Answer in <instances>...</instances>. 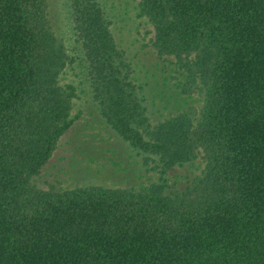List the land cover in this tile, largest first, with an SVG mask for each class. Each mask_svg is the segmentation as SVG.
Masks as SVG:
<instances>
[{"label": "trees", "instance_id": "obj_1", "mask_svg": "<svg viewBox=\"0 0 264 264\" xmlns=\"http://www.w3.org/2000/svg\"><path fill=\"white\" fill-rule=\"evenodd\" d=\"M46 1L0 0V264H264V0H137L183 103L160 118L102 1L67 0L78 54ZM67 66L155 182L37 180L73 122Z\"/></svg>", "mask_w": 264, "mask_h": 264}, {"label": "rangeland", "instance_id": "obj_2", "mask_svg": "<svg viewBox=\"0 0 264 264\" xmlns=\"http://www.w3.org/2000/svg\"><path fill=\"white\" fill-rule=\"evenodd\" d=\"M101 1L109 14L116 45L148 82L146 91L152 117L160 118L179 104L183 105L173 91L168 73L163 71L166 70L164 60L151 48L148 41L150 30L146 20L138 16L137 0ZM46 2L55 33L73 51L77 50L67 0ZM59 81L75 88L69 111L73 122L59 137L37 180L58 183L66 188L93 185L131 188L155 182L157 175L142 166L140 158L99 116L88 84L82 77V68L67 66L60 73ZM198 169L197 165L174 167L166 170L163 177L169 186L174 184L179 188L184 178L195 175Z\"/></svg>", "mask_w": 264, "mask_h": 264}]
</instances>
